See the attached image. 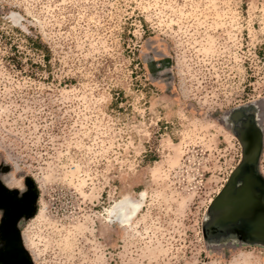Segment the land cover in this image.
Returning <instances> with one entry per match:
<instances>
[{"label":"rangeland","instance_id":"1","mask_svg":"<svg viewBox=\"0 0 264 264\" xmlns=\"http://www.w3.org/2000/svg\"><path fill=\"white\" fill-rule=\"evenodd\" d=\"M249 154L264 181V0H0V183L34 195L32 264H264L247 220L208 230Z\"/></svg>","mask_w":264,"mask_h":264},{"label":"water","instance_id":"2","mask_svg":"<svg viewBox=\"0 0 264 264\" xmlns=\"http://www.w3.org/2000/svg\"><path fill=\"white\" fill-rule=\"evenodd\" d=\"M250 119V117L247 118L245 123L248 129L254 127L249 124ZM243 135L247 136L249 133L246 132ZM242 144L246 151L248 144L244 140ZM255 165L256 156L254 158L250 155V159L247 160L245 157L244 162L235 172L234 178L230 180L223 198L214 209L212 223L208 229L212 235H221L224 230L231 229L228 228L229 226H238L239 224V232L244 231L242 222L247 220L251 225H244L252 227L251 234L264 242V181L258 176ZM241 233L243 234V232Z\"/></svg>","mask_w":264,"mask_h":264},{"label":"flooded vegetation","instance_id":"3","mask_svg":"<svg viewBox=\"0 0 264 264\" xmlns=\"http://www.w3.org/2000/svg\"><path fill=\"white\" fill-rule=\"evenodd\" d=\"M33 204L30 189L19 193L0 183V264H32L21 245L20 225Z\"/></svg>","mask_w":264,"mask_h":264},{"label":"bare ground","instance_id":"4","mask_svg":"<svg viewBox=\"0 0 264 264\" xmlns=\"http://www.w3.org/2000/svg\"><path fill=\"white\" fill-rule=\"evenodd\" d=\"M117 207H119V206H117ZM129 207L132 208V211H130V209L127 210V207H125V206L124 207L121 206V209H120L121 215L120 216L122 218H125V217L130 218L135 213V211L138 209V206L135 204H129Z\"/></svg>","mask_w":264,"mask_h":264}]
</instances>
